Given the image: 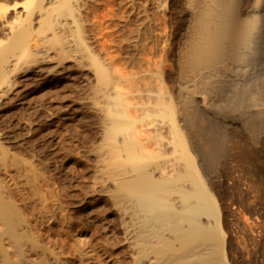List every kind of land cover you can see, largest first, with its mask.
<instances>
[{
  "label": "bare ground",
  "instance_id": "obj_1",
  "mask_svg": "<svg viewBox=\"0 0 264 264\" xmlns=\"http://www.w3.org/2000/svg\"><path fill=\"white\" fill-rule=\"evenodd\" d=\"M90 1L53 0L46 8L45 0H24L25 14L0 38V86L14 85L22 60L43 68L49 50L56 68L80 58L101 130L91 147L96 182L119 214L133 264H238L234 212L217 186L228 162L242 160L232 129L255 140L264 133V0H186L192 13L179 53L176 0H95L93 27L83 16ZM246 226L247 257V243H263L264 225ZM32 230L0 181V264H63Z\"/></svg>",
  "mask_w": 264,
  "mask_h": 264
},
{
  "label": "rangeland",
  "instance_id": "obj_2",
  "mask_svg": "<svg viewBox=\"0 0 264 264\" xmlns=\"http://www.w3.org/2000/svg\"><path fill=\"white\" fill-rule=\"evenodd\" d=\"M52 1L45 0L46 8L51 7ZM249 1V5L254 2ZM22 2L0 0L9 8L0 13V38H6L10 24L25 14ZM90 2L94 3L88 5V11L83 10V16L93 27L99 4ZM175 10V21L179 22L176 26H180L175 28L176 34L180 31L175 39L179 53L192 12L186 0H176ZM135 14L139 12L134 13V22L139 19ZM62 21L73 25L70 18ZM38 23L39 18L35 25ZM34 44L37 45L33 41L32 49ZM49 52L52 61L41 65L43 68L35 65V59L22 60L11 74L14 85L0 86V181L32 225L41 245L59 256L63 264H133L131 249L118 231L119 214L103 193L102 185L96 182L98 165L91 147L99 142L101 130L97 113L85 98L91 75L82 67L80 58L74 56L56 68L60 61L57 53ZM12 60L16 63V58ZM244 74L237 76L240 82L252 78V71ZM174 79L180 82L177 76ZM232 131H236L234 139L239 142L237 153L240 148L243 150L239 152H244L238 153L242 163L236 167L228 162L217 190L223 201L233 207L229 220L237 263L264 264V241L261 245L247 243L250 254L243 255L246 225H264V133L255 140L243 130ZM3 149L9 155L6 164L1 159ZM250 181L263 185L261 191ZM35 256L41 259L42 251Z\"/></svg>",
  "mask_w": 264,
  "mask_h": 264
}]
</instances>
